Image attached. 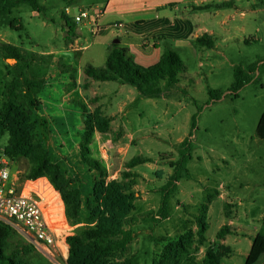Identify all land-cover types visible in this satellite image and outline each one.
Instances as JSON below:
<instances>
[{"label": "rangeland", "instance_id": "374dc122", "mask_svg": "<svg viewBox=\"0 0 264 264\" xmlns=\"http://www.w3.org/2000/svg\"><path fill=\"white\" fill-rule=\"evenodd\" d=\"M141 1L42 0L41 12L24 4L11 14L0 16V47L3 44L16 46L22 55L18 61L0 49V105L9 100L14 81L23 85L25 80L36 79L42 83L44 91L38 101L42 100L44 104L38 111L32 110V133L36 141L50 150L52 160L61 166L67 177L74 180V188L80 190L83 203L80 222L84 227L90 218L86 199L93 200L96 178V173L90 172L81 154L85 121L96 109L105 116L115 105L107 97L102 99L101 92L90 96L83 80L81 90L73 89L77 88L73 80L55 96L45 87L53 74L60 76V72L66 70L67 63L89 64L88 54L96 50L93 46L87 54L75 52L84 46L80 43L74 46L81 26L74 24L71 18L67 19L63 12L65 7H71L74 12L104 9L109 3L133 8ZM13 21H16L14 29L11 28ZM238 21L246 25L249 32L258 30L262 41L243 46L239 52L233 49L237 53L229 52L228 59L219 53L223 49L216 47L210 51L201 46L204 54H195L187 48L178 51L187 66L181 75V86L167 89L164 99L159 101L156 97L140 95L132 87L142 97L135 104L142 110V117L136 118L144 123L142 133L126 135L123 128L114 133H95L90 157L104 167L108 163L109 181L122 180L125 171H132L133 176L128 181L137 194L132 213L134 223L126 226V229H132L134 240L127 253L114 256V262L132 258L134 264H153L169 242L191 231L193 245L182 255L181 264H205L210 249L218 250L222 260L232 258L235 264H245L251 242L257 235L264 234V140L257 135L259 121L264 115V7L257 9L255 16L238 18ZM82 28L91 31L89 26ZM236 70L242 71L248 80L238 97L231 92ZM62 77L69 79V75ZM63 90L71 94L79 92L71 95V100L58 110V97H63ZM216 91L223 94L220 100L211 97L210 93ZM17 94L23 93L19 90ZM150 100L155 102L149 105ZM195 115L196 124L192 129ZM189 133L193 134L192 159L188 166L191 178L182 180V192L179 190L170 200V219L159 220L156 216L161 203L159 189L172 174L170 162L178 160L180 144ZM8 140L6 133L0 141V150H5ZM136 156L150 158L153 162L133 172L126 166ZM13 164L23 176L31 168L30 161L22 156H18ZM205 218L208 227L201 240L198 221ZM226 227L229 234L218 239V233ZM10 243L14 247L20 243L29 244L19 235H15ZM27 260L31 264H66L59 257L52 260L37 249L27 255Z\"/></svg>", "mask_w": 264, "mask_h": 264}, {"label": "trees", "instance_id": "16d2710c", "mask_svg": "<svg viewBox=\"0 0 264 264\" xmlns=\"http://www.w3.org/2000/svg\"><path fill=\"white\" fill-rule=\"evenodd\" d=\"M42 0H0V16H6L15 8L27 4L35 12L43 10ZM226 5H220L225 7ZM16 21L11 22L14 29ZM75 24V23H74ZM198 46L212 49L215 46L214 39L209 35H203L195 40ZM0 49L12 59L21 60L22 55L18 47L3 44ZM187 66L183 62L179 52L167 47L160 60L150 66L144 67L138 64L129 54L127 48L119 44H112L108 51L106 64L103 68L87 67L85 74L89 79L98 82H120L135 88L144 97L161 98L166 90L175 89L181 82V75L185 73ZM248 83L243 73L236 70V79L231 87V92L238 97V93ZM87 89L89 83H85ZM43 85L36 79L25 80L21 85L14 81L10 88L9 100L0 105V141L6 133L9 134L8 145L5 148L7 157L14 162L18 156L27 158L31 168L23 177L26 179H38L46 177L59 190L65 204L66 216L72 226L79 227L72 236L67 238L69 246V257L66 264H134L132 258H125L121 262H114L115 255H124L134 240L132 229H126L134 223L135 201L137 194L132 189L129 178L132 172L125 171L122 180H111L107 169L99 162L90 157V145L96 132L108 133L110 131L112 118L104 116L100 109L87 116L85 130L80 145L82 159L90 172L96 173L94 179L93 194L86 199V206L90 210V218L87 227L80 222L82 210L81 192L74 188V180L62 170L61 166L52 160L49 149L41 142L35 140L32 130V110H39L41 103L38 96L42 92ZM21 90L22 95L17 94ZM184 91V90H183ZM213 100H220L222 93L211 92ZM197 116L193 117V128H195ZM257 135L264 140V115L261 117ZM193 134L183 140L179 147L178 160L170 162L172 174L166 183L159 189L161 195L160 207L156 213L159 220L169 218V203L178 191V184L182 180L190 179L189 163L192 159ZM152 159L135 157L128 164V169L152 163ZM199 236L204 239L208 223L206 218L199 219ZM264 225V217H263ZM229 234V228L222 229L217 237L222 239ZM19 233L6 225L0 224V264H31L27 255L36 248L32 245L13 246L10 240ZM22 245V246H21ZM193 245V233L190 231L177 240L166 245L164 253L153 264H181L182 255L187 253ZM221 254L218 250H208L205 256V264H221ZM264 234L257 235L252 243L245 264H264Z\"/></svg>", "mask_w": 264, "mask_h": 264}, {"label": "crops", "instance_id": "0c3cea01", "mask_svg": "<svg viewBox=\"0 0 264 264\" xmlns=\"http://www.w3.org/2000/svg\"><path fill=\"white\" fill-rule=\"evenodd\" d=\"M223 4L226 6L220 7ZM263 7L264 0H143L133 8L113 6L112 3H109L104 8L105 13L97 33L85 31V28L82 27L77 30V39L74 41V44L76 42L74 46L76 47L77 43L84 46L77 49L76 53L86 52L87 54L91 47L96 48L94 53L88 54L89 60L87 63L89 64L84 66L81 62L78 64L67 63L66 70L61 71L60 76L53 74L52 78L47 80L45 87L49 88V93L55 96L56 92L57 94L60 93L64 85L69 84V81L74 80V86L77 87L72 86L74 90H81V81H86L89 83L88 94L90 96H97L101 92L102 99L107 97L115 105L113 111L110 113L108 111L105 114V116L112 118L110 133H114L120 128H123L126 135L142 133L144 123L136 121L138 116L142 117V110L135 106L136 103L142 100V97L126 84L98 82L89 79L85 74V69L87 67H104L108 51L116 40L119 41L120 47L127 48L130 56L144 67L156 64L167 47H172L179 52L187 48L195 54H201L202 52L204 54V48L195 44V40L203 35L211 36L215 41L214 48H222L223 51L219 53L222 57L228 59L229 52L235 54L237 51H241L243 46L259 44L262 41L258 30L254 33L249 32L246 25L240 24L238 18H251V16H255L257 9ZM196 8L200 11H195ZM116 22L123 24L120 31H114L110 28V25ZM85 32L90 35L87 36ZM233 49H237V51L234 52ZM80 56V60H82L83 53ZM96 63H98V66H96ZM62 75H69V79L62 77ZM74 92L73 94H76L79 91ZM73 94L63 90V97H58L57 109L62 110L63 103L70 101ZM163 99L164 95L156 100ZM154 102V100H150L147 104L150 105ZM40 103L43 106L42 100ZM147 165L148 163L137 166L132 170L137 172ZM105 167L107 170L110 168L108 163H105ZM127 172L132 171L127 170ZM114 180L117 179L114 178ZM181 186L182 181L178 184L180 193L182 192ZM170 208L169 206V214ZM209 211V214H211V208ZM221 244L226 245L228 243ZM235 245L236 243L233 246L235 247ZM231 259L222 260L221 264H235V261Z\"/></svg>", "mask_w": 264, "mask_h": 264}, {"label": "built area", "instance_id": "2783aa9c", "mask_svg": "<svg viewBox=\"0 0 264 264\" xmlns=\"http://www.w3.org/2000/svg\"><path fill=\"white\" fill-rule=\"evenodd\" d=\"M104 13L100 7L75 12L65 7L63 12L76 25L89 26L94 34L100 28ZM110 28L120 31L123 24L116 22ZM13 163L5 151L0 150V224L19 233L50 259L57 256L66 263L69 257L67 238L79 225H70L61 193L48 178L26 179L14 169Z\"/></svg>", "mask_w": 264, "mask_h": 264}, {"label": "water", "instance_id": "95a60500", "mask_svg": "<svg viewBox=\"0 0 264 264\" xmlns=\"http://www.w3.org/2000/svg\"><path fill=\"white\" fill-rule=\"evenodd\" d=\"M119 43V41L118 40H116L115 42H114V44H118Z\"/></svg>", "mask_w": 264, "mask_h": 264}]
</instances>
